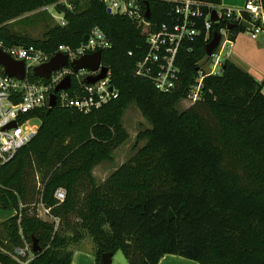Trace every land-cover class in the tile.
<instances>
[{
    "label": "trees",
    "instance_id": "obj_1",
    "mask_svg": "<svg viewBox=\"0 0 264 264\" xmlns=\"http://www.w3.org/2000/svg\"><path fill=\"white\" fill-rule=\"evenodd\" d=\"M56 2L0 0V38L54 51L60 44L79 46L98 26L112 42L103 63L119 96L88 113L61 105L36 112V136L0 171V208L13 211L0 221V264H19L3 251L34 239L40 251L31 264H74L70 246L86 234L97 248L96 264L103 253L118 251L129 264H158L166 254L199 264H264V81L226 59L220 74L203 71L202 99L177 107L198 78L200 61L212 59L206 45L225 23H214L208 39L203 30L180 49L178 86L165 93L135 74L147 50L142 27L110 13L100 0H87L85 7L70 0L73 9L58 4L67 24L53 25L42 38L7 24ZM143 6L150 7L155 29L171 21L175 4L147 0ZM245 31L239 24L229 38ZM132 103L151 125L137 136L145 144L98 183L95 167L112 161L129 139L123 116ZM60 187L64 201L55 197ZM37 195L58 222L36 215Z\"/></svg>",
    "mask_w": 264,
    "mask_h": 264
},
{
    "label": "built area",
    "instance_id": "obj_2",
    "mask_svg": "<svg viewBox=\"0 0 264 264\" xmlns=\"http://www.w3.org/2000/svg\"><path fill=\"white\" fill-rule=\"evenodd\" d=\"M100 1L106 5L110 13L124 15L142 27L146 33L147 50L137 61L135 74L151 80L161 92H171L178 86L181 69L177 59L180 49L185 45H192L203 30L208 39L214 23L221 21L225 23L220 30L221 44L222 41L230 44L229 24L239 25L244 22L251 25L247 28L249 35L253 39L264 42V8L260 0H246L243 9L223 8L224 11L221 6L203 0H169L175 4L170 11L171 21L164 22L155 29L150 18L146 17L147 8L143 6V1L147 0ZM60 3H65L69 9L74 8L67 0H64L43 6L35 12L49 11L54 8L57 12V24L64 26L67 21L64 13L58 9ZM205 8L207 12L204 11ZM213 10H217L219 16L217 22L211 20ZM243 11L248 14V19L243 16ZM88 35L89 39L84 40L79 46L60 44L54 51H45L24 42L7 43L0 38V51L8 54L15 61H23L25 66V77L18 79L6 74L3 66L0 65V171L19 149L36 136L41 123L36 112L50 108L51 95L68 76L71 77L70 87L56 93L57 105L73 107L88 113L119 96V90L111 84V70L103 63V55L101 67H108L104 79L88 83L87 80L99 74L100 70L92 71L87 68L74 70L73 62L76 60L99 50L104 52L112 47V42L100 27H94ZM57 54L67 56L68 64L53 71L49 79L34 74L36 67L49 62ZM129 55H133L132 50L129 51ZM211 57L214 58L213 67L208 74H220L223 63L220 60L219 49ZM219 66L220 69H218ZM203 78V71H200L195 83L190 86L188 99L194 102L201 99ZM55 197L59 201H64L65 188H58ZM40 207L42 211L40 209L38 217L58 222V218L52 217L50 210L42 202ZM3 252L19 264H31L36 253L32 245L27 242L11 252Z\"/></svg>",
    "mask_w": 264,
    "mask_h": 264
},
{
    "label": "rangeland",
    "instance_id": "obj_3",
    "mask_svg": "<svg viewBox=\"0 0 264 264\" xmlns=\"http://www.w3.org/2000/svg\"><path fill=\"white\" fill-rule=\"evenodd\" d=\"M60 1L64 0H58V2ZM80 1L81 6L85 7L87 4V0ZM67 2L70 3V0H67ZM56 16V10L54 8H51L49 11H40L39 13L32 12L25 14L21 17L14 18L8 21L7 24H9L10 27L19 34H28L29 36L37 39L42 38L44 33L50 27H52L53 25H57L58 20ZM232 44L234 45V42H232ZM228 50V48L224 50V53L221 56L222 62L225 60V55ZM235 53L237 54L236 63H238V66L240 68L249 72L250 74L253 73L257 75L260 81L264 79V44L252 39L250 35L246 36L244 34L240 37V41L238 46H236ZM213 61L214 58L209 61L201 60L199 63V74L200 71L208 73L213 67ZM218 69H220V66L218 67ZM196 102L186 97L185 99L180 101L177 107L179 110H185ZM205 114L207 115L206 112ZM123 125L129 133V139L123 145L117 148V150L114 152L112 161L103 162L95 167L94 176L97 182L101 183V181H104L116 168L129 160L137 152V150L145 144L146 139L138 140L137 136L141 131H144L151 127L150 123L142 115L136 103H132L125 112L123 116ZM36 187L37 189L42 188L39 174L37 175L36 179ZM40 199V196L37 195L34 202L32 203V208H35L34 210L36 212V215L40 214V209L42 211V207H40ZM12 213L13 211L11 209L8 210L0 208V221L9 217ZM43 219L47 220V218ZM76 248L82 250H90L92 252H95L97 249L92 238L87 234L81 242H79L78 244H72L70 246L71 250H75ZM112 264H129V262L124 254L121 251H118L113 256Z\"/></svg>",
    "mask_w": 264,
    "mask_h": 264
},
{
    "label": "water",
    "instance_id": "obj_4",
    "mask_svg": "<svg viewBox=\"0 0 264 264\" xmlns=\"http://www.w3.org/2000/svg\"><path fill=\"white\" fill-rule=\"evenodd\" d=\"M146 17L149 19L151 17V10L150 7H146ZM211 20L213 22H217L219 20V16L217 10L212 11ZM243 26L245 28H249L251 25L244 22ZM237 27L235 24H229L228 29H233ZM89 35H85L84 40H88ZM222 39V35L219 31H215L213 34V38L211 41L206 45V54L207 56L211 57L214 54V51L219 46ZM102 55L103 52L101 50L96 51L92 54H87L80 59L73 62V67L75 71H79L80 69H90L92 71L100 70V73L94 77H90L87 82L88 83H95L101 79H104L108 72V67L104 66L101 67L102 63ZM68 64V58L65 55L57 54L55 55L49 62L38 66L34 69V74L39 77H43L49 79L53 71L60 69L62 66ZM0 65L3 66L4 71L6 74L10 76H14L18 79H23L25 77V66L23 61H15L11 58L8 54L0 51ZM198 70V69H197ZM71 84V77L68 76L63 82H61L55 89L54 93L51 95L50 98V108L53 109L57 106V96L56 93L61 90L69 89ZM33 250L35 252L40 251V246L38 241L34 239L32 243ZM113 252H105L101 255L100 263L99 264H112L113 261Z\"/></svg>",
    "mask_w": 264,
    "mask_h": 264
},
{
    "label": "crops",
    "instance_id": "obj_5",
    "mask_svg": "<svg viewBox=\"0 0 264 264\" xmlns=\"http://www.w3.org/2000/svg\"><path fill=\"white\" fill-rule=\"evenodd\" d=\"M246 3V0H222L221 2V8H234V9H243L244 5ZM246 35L248 36L249 33L247 31L245 32H240L235 40H231L228 39L230 44L227 43V41H223L222 46L219 47V52H220V60H221V56L224 53V50L226 48H228L229 50L226 52L225 55V60L229 59L230 61H232L233 63H235L238 66V63H236V57L237 54L235 53V49L236 46H238L239 41H240V37L242 35ZM252 38V37H251ZM253 39V38H252ZM256 40V39H254ZM259 41V43L264 44V42L260 41V40H256ZM232 42H234V45L232 44ZM233 48V50H232ZM224 60V61H225ZM223 61V62H224ZM222 62V61H221ZM222 62V63H223ZM242 69V68H241ZM245 71V70H244ZM247 72V71H246ZM249 73V72H248ZM252 73V72H251ZM250 74V73H249ZM255 79H257L258 81H260L258 79V76L255 74H251ZM264 79L261 81L263 82ZM263 92H264V86H263ZM95 170V169H94ZM103 182V181H101ZM100 183V182H98ZM73 262L74 264H96V259L95 256L93 254L92 251L90 250H82V249H78L76 248L74 250V255H73ZM158 264H199L197 261L195 260H191V259H187L185 257L179 256V255H175V254H166L164 255Z\"/></svg>",
    "mask_w": 264,
    "mask_h": 264
}]
</instances>
